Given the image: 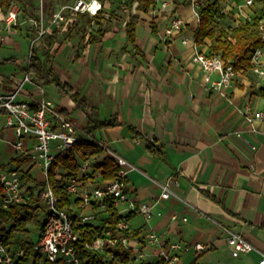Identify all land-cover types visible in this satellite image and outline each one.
Masks as SVG:
<instances>
[{"label": "crops", "instance_id": "1", "mask_svg": "<svg viewBox=\"0 0 264 264\" xmlns=\"http://www.w3.org/2000/svg\"><path fill=\"white\" fill-rule=\"evenodd\" d=\"M97 2L101 6L98 12L106 10ZM237 2L231 4L232 12L226 13L225 21L231 16L236 24L242 21ZM171 11L185 20V28L166 42L163 38ZM7 12L0 7V92L12 91L28 74L35 49L62 82L88 99L98 119H118L119 126L99 130L95 139L137 168L128 175L131 200L137 206L157 202L149 220L140 213L128 219L130 232L140 230L131 238V246L144 251L143 263H158L161 248L180 241L201 243L205 250L182 253L172 264H260L264 254V124L251 123L247 116L264 110V80L250 70L237 73L226 96L210 89L205 72L193 60L192 44L182 43L184 37L195 42L199 23L190 2L177 0L169 10L157 11L153 16L157 31L144 27L150 14L140 13L139 52L127 40L126 24L120 31L111 27L101 32V40L92 37L95 41L91 39L82 59L73 63L65 60L68 46L62 57L57 53L61 37L57 29H49L37 40L33 32L37 34L39 27H32L25 18L16 27L10 26ZM30 14L27 20H39L36 9ZM55 31L57 37L49 46L44 39ZM211 44L206 40L200 50L208 53ZM19 99L32 106L50 102L71 113L78 130L85 125L86 115L73 100L60 95L54 85L40 86L37 77L23 85ZM0 117L5 119L2 113ZM133 129L146 139H156L164 158L151 156L146 140L135 137ZM1 142L0 155H7L8 163L21 154L14 147V131L6 129L5 123L0 127ZM109 155L104 151L92 160L103 164ZM95 177L101 178V170ZM164 186L170 191L168 199L160 198ZM127 207L118 209L126 218ZM99 215L108 217L107 213ZM218 225L244 235L255 250L233 257L227 233ZM151 234L159 237L161 246L149 242Z\"/></svg>", "mask_w": 264, "mask_h": 264}, {"label": "built area", "instance_id": "2", "mask_svg": "<svg viewBox=\"0 0 264 264\" xmlns=\"http://www.w3.org/2000/svg\"><path fill=\"white\" fill-rule=\"evenodd\" d=\"M98 0H77L73 10L76 13L89 12L93 15L98 10L92 9L93 3ZM177 0H157V4L151 9V14L157 11H167L172 8ZM190 4L198 8L203 4V0H189ZM236 0H226L224 13H231L232 6ZM258 0H239L236 4L240 20L250 19L256 9ZM230 7V8H229ZM195 14L198 15L195 9ZM153 15V16H154ZM56 21L63 19L60 12L55 14ZM19 11L10 8L6 15V23L10 26L18 24ZM185 28V20L175 11L169 13V24L165 29V39H172ZM46 34L44 28H40L38 39ZM264 38V32H263ZM184 45L192 44L194 49L193 60L199 64L205 72V81L210 84V89L226 96L227 90L231 87L237 72L233 65L225 61L220 55L208 56L200 50L201 45L183 38ZM264 49L258 48L251 55L252 71L262 80H264ZM219 75L217 80H213V75ZM34 80L32 74H26L23 79L16 82L15 88L10 92H0V113L5 115V128L14 131L16 142L15 149L21 154L30 158L28 169L37 168L41 172L42 180L45 186L38 192L40 203L44 207V224L40 232V237L36 249L42 253L45 261L50 264H79L76 254L75 244L80 240V233L76 227L81 224L94 223L101 226L104 223L103 217L94 212V203H101L107 198H112L114 206L119 209L121 206H128L124 212H138L147 220L153 216V209L156 203H143L136 205L128 193V175L137 168L131 165L126 159L109 151L103 141H97V144L108 152L119 165V174L117 179L111 181H100L97 184L90 183V176L95 177L96 164L92 158H87L81 162L76 177L69 179L66 191L80 200L79 206L76 204L69 208L62 206V195L57 193L50 184H48V171L56 156L70 149L75 142L80 141L78 126L76 123L57 112L55 106L50 102L43 101L39 106H32L26 101L19 99L23 90V85ZM249 122L259 121L264 124V110L255 111L247 116ZM55 126V129L53 128ZM240 136V134H238ZM29 142L30 145L28 144ZM22 173L17 170H1L0 184L4 188V196L0 199V205L8 208L10 205L30 204L31 198L26 195L22 187ZM97 180L98 178L95 177ZM101 179V178H99ZM98 179V180H99ZM162 199L170 197L168 186L162 187ZM120 213V212H119ZM128 213V215H129ZM158 215H161L159 212ZM176 220V217L173 218ZM227 233V244L233 257H239L242 254L250 253L255 250L248 239L239 233L229 230L223 225H218ZM124 231L130 232L129 220L124 217L118 225L116 233L107 231L103 235L95 233L93 242L86 245L87 249L95 251H105L110 248L117 250L120 247L131 252L136 261L142 260L146 255L141 248L131 246V238L124 234ZM149 242L156 246H161L159 237L151 234L148 237ZM109 249V250H110ZM205 246L201 243L173 242L166 248H161L160 257L165 264H172L180 260L182 253L192 251H204ZM23 255V251L17 253ZM14 257L10 250L0 241V264H12ZM260 264H264V254Z\"/></svg>", "mask_w": 264, "mask_h": 264}, {"label": "trees", "instance_id": "3", "mask_svg": "<svg viewBox=\"0 0 264 264\" xmlns=\"http://www.w3.org/2000/svg\"><path fill=\"white\" fill-rule=\"evenodd\" d=\"M132 1L137 3L138 13L130 15L126 27L127 40L139 52L136 40L138 26L141 22L140 13L148 14L156 6L157 0ZM223 1L225 0H211L204 3L203 0V4L198 7L199 23L195 31V42L198 45H203L206 40H210L212 44L209 52L206 53L208 56L220 55L225 61L233 65L237 73H247L252 70V53L258 48L264 49V0H258L256 9L250 19L242 20L233 26L225 24L226 14L223 11ZM14 2L23 3V0H0V7L9 9ZM186 2H189V0H186ZM101 14L100 11L96 16L101 17ZM84 16L83 14L78 15L80 19ZM153 28L154 31H157L155 25H153ZM57 34V31H55L52 36L45 38L44 41L52 46ZM92 41H95V39H92ZM26 71L32 74L35 79L38 78L40 86L54 85L60 95L70 97L76 108L82 110L86 115L85 125L81 127V131L78 130L81 140L75 142L67 151L57 155L48 171V184L62 195V206L73 212L71 207L75 204L79 206L80 200L66 191L69 179L77 176L82 161L104 152V149L97 144L96 133L102 129L119 126L120 123L117 118L110 120L98 119L95 110L91 109L88 99L76 91L73 86L62 82L54 70L46 65V62L35 49H32ZM56 110L74 122L71 113L67 110L60 107H56ZM53 128L55 129V126ZM133 134L135 137L146 140V149L151 156L164 158V149L156 139H146L135 129H133ZM29 163V157L18 154L11 158L9 163L0 165V171L12 167L10 170H17L22 173V187L25 189L26 195L31 198L30 204L10 205L8 208H3L0 205V241L14 257L12 264H50L45 261L42 253L36 249L39 238L37 241H33L31 238L29 224L35 223L40 232L43 228L44 207L39 202L40 195L38 192L46 183L35 179L30 173L32 169L26 170ZM119 169L116 160L109 155L103 164L96 165V170H101V179L96 180L94 176H90V183L97 184L100 181L115 180L118 177ZM3 196L4 188L0 184V199ZM112 202V198H107L101 203H94V212H97L103 206V210L97 213L108 214L107 218H103L104 223L101 226L86 223L76 227V230L80 233V240L75 244L79 264H138L135 256L123 247L117 250L105 251L90 250L86 247L88 243L93 242L95 239V233L103 235L107 231L114 233L118 231V225L124 219V216L119 213ZM137 213L131 212L127 218L131 219ZM139 232L140 230L134 232L124 231V234L129 238H134L140 234ZM19 235L25 236L26 239L19 243L17 249H14L12 247L13 242ZM19 251H23V255L18 256ZM156 264H165V262L161 259Z\"/></svg>", "mask_w": 264, "mask_h": 264}, {"label": "rangeland", "instance_id": "4", "mask_svg": "<svg viewBox=\"0 0 264 264\" xmlns=\"http://www.w3.org/2000/svg\"><path fill=\"white\" fill-rule=\"evenodd\" d=\"M24 3L14 2L11 7L19 11V20L20 18H25L26 21L32 27L44 28V30L52 31V29H57L58 33L61 34L59 49H57V53L63 56V50L65 46H68L69 52L68 56L65 60L69 62H78L84 56L86 47L91 43L92 37H96L97 40H101L102 34L101 32L108 31L111 27H116L117 30H122L128 23L130 19V15L136 13V3L132 0H100L104 4V9H102L101 17L96 15H92L89 12H85L86 17L82 20L79 19L77 13L73 10L75 6V2L77 0H24ZM206 1L211 0H204ZM86 2L90 3L91 0H86ZM10 7V8H11ZM223 7H225V1H223ZM9 8V9H10ZM8 9V10H9ZM26 9V10H25ZM36 9L37 17L39 20L29 21L27 20V15L32 13L33 10ZM198 11V8H195ZM27 11H29L27 13ZM60 12L63 16V19H58L56 21L55 14ZM150 14L148 18L147 24L144 26L146 29L150 31L153 30V25L156 26L157 30L159 27L157 26V22L154 14ZM31 15V14H30ZM167 12L165 13V16ZM31 17V16H28ZM18 20V23H19ZM225 24L227 26L235 25V19L231 16L226 19ZM16 27V26H15ZM34 31V30H33ZM34 35L37 36L39 32H33ZM40 40V39H39ZM163 41L167 40L163 38ZM5 123V119L0 117V127ZM4 144L0 143V149H2ZM8 156L4 153L0 155V165L8 163ZM12 169V167L8 168ZM33 177L37 179L39 182L42 180L41 172L37 168L32 169L31 171ZM100 208H104L101 206ZM29 228L31 230V238L33 241H37L39 238V229L35 223L29 224ZM25 236H17L15 241L13 242L12 247L17 249L19 243L25 240ZM143 263V261H138V264Z\"/></svg>", "mask_w": 264, "mask_h": 264}, {"label": "bare ground", "instance_id": "5", "mask_svg": "<svg viewBox=\"0 0 264 264\" xmlns=\"http://www.w3.org/2000/svg\"><path fill=\"white\" fill-rule=\"evenodd\" d=\"M99 7H100L99 3H98V2H94V3H93V6H92V9H93L94 11H96V10L99 9Z\"/></svg>", "mask_w": 264, "mask_h": 264}]
</instances>
